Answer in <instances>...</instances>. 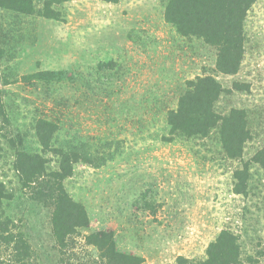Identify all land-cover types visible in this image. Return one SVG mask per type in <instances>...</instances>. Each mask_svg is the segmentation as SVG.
Returning <instances> with one entry per match:
<instances>
[{"label":"rangeland","instance_id":"1","mask_svg":"<svg viewBox=\"0 0 264 264\" xmlns=\"http://www.w3.org/2000/svg\"><path fill=\"white\" fill-rule=\"evenodd\" d=\"M169 1L0 6V227L12 224L0 228V264H99L88 239L101 232L139 264H203L222 234L217 264H264V166L255 159L264 151V0L247 12L231 72L216 44L167 21ZM199 78L221 92L204 86L190 97L191 116L210 98L219 117L246 115L249 137L235 140L236 156L221 121L204 134L170 123ZM18 160L45 175L23 183ZM43 184H62L86 222L61 223L69 233L58 236L59 207L31 195Z\"/></svg>","mask_w":264,"mask_h":264},{"label":"trees","instance_id":"2","mask_svg":"<svg viewBox=\"0 0 264 264\" xmlns=\"http://www.w3.org/2000/svg\"><path fill=\"white\" fill-rule=\"evenodd\" d=\"M19 2H21V0H15L12 4H6L7 2L0 0V6L2 5L25 12L32 11L30 10L32 8H24ZM253 2L254 0H170L166 8V19L168 22L174 24L181 34L202 36L208 42L216 44L219 47L220 53L219 63L221 60L231 59L233 61L230 64L231 67L226 68L224 66V68H222L226 72H231L236 69L234 67L235 65H238L242 56L244 39L243 22ZM57 15L58 14L54 12L47 13V16L50 17H58ZM199 83H202L200 88L197 91L189 89L182 97L179 109L171 112L170 123L189 134H204L208 132L209 128L217 125L219 121H221L222 135L226 150L231 156L238 155V151L236 152L231 146H235V140L241 143L249 137L244 111L233 109L229 116L219 117L212 111L214 98H210L209 101H207V109L201 116H191L192 110L188 108L189 100H191L189 99L190 97L196 96L204 86H207V88H213L215 91L217 89L216 96L221 92L220 86H218V83L212 78H199ZM193 102H190V104H193ZM188 119L195 122V124H192V129L185 124L184 126H180L181 122H185ZM263 154L261 159L259 158V155L255 159L264 166ZM37 160L40 161L41 158L37 156ZM40 167L42 169L41 163ZM17 169L23 183L25 184L34 183L39 176L42 174L45 175L44 170H32L31 167H25L23 164H19V160ZM65 176L66 175L63 172H60L56 175V178L61 180ZM57 184H43L39 186L36 192L32 191L31 195H33L35 200H38L45 205L53 204L56 207H59L58 212L56 213V221H54V223L56 225L55 231L57 235L60 236L64 233H69L68 230L63 228L61 223L72 227H75V225H83L86 222V213L81 205L69 198L63 185L56 186ZM4 194V187L0 184V203L5 196ZM54 199L56 201L58 200V205L55 204ZM62 199H67L69 203H63ZM74 219H78L75 220L78 221L76 222L77 224L73 223ZM3 224H5V226L0 228L5 232L11 230L12 224H10V221ZM222 235L215 243L210 245L209 258L203 264H217L222 258L221 254L223 253L220 251L215 252L213 250L215 244L222 242ZM12 236H14V233H12ZM19 239V241L24 244V240L22 238ZM88 242L98 247L100 251L99 264H139L135 260L136 257L116 250L113 236L106 232L91 235ZM18 247H20V245ZM18 247L14 245L12 249L17 250ZM25 247L28 249L26 243ZM19 249L17 251L21 252Z\"/></svg>","mask_w":264,"mask_h":264}]
</instances>
